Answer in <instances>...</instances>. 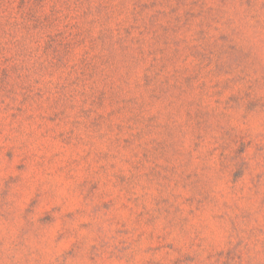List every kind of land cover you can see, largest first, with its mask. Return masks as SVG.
<instances>
[{
    "label": "rangeland",
    "instance_id": "obj_1",
    "mask_svg": "<svg viewBox=\"0 0 264 264\" xmlns=\"http://www.w3.org/2000/svg\"><path fill=\"white\" fill-rule=\"evenodd\" d=\"M0 264H264V0H0Z\"/></svg>",
    "mask_w": 264,
    "mask_h": 264
}]
</instances>
